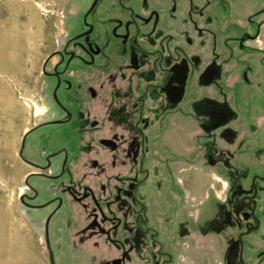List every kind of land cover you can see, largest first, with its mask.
Segmentation results:
<instances>
[{
    "label": "flooded vegetation",
    "instance_id": "obj_1",
    "mask_svg": "<svg viewBox=\"0 0 264 264\" xmlns=\"http://www.w3.org/2000/svg\"><path fill=\"white\" fill-rule=\"evenodd\" d=\"M17 158L47 264H264V0H74Z\"/></svg>",
    "mask_w": 264,
    "mask_h": 264
},
{
    "label": "rangeland",
    "instance_id": "obj_2",
    "mask_svg": "<svg viewBox=\"0 0 264 264\" xmlns=\"http://www.w3.org/2000/svg\"><path fill=\"white\" fill-rule=\"evenodd\" d=\"M73 2L0 0V264H47L41 228L18 203L26 170L17 150L32 124L41 65L63 38Z\"/></svg>",
    "mask_w": 264,
    "mask_h": 264
}]
</instances>
